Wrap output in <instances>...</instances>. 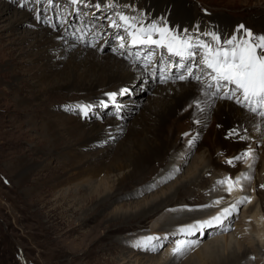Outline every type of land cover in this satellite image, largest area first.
<instances>
[{
  "label": "bare ground",
  "instance_id": "1",
  "mask_svg": "<svg viewBox=\"0 0 264 264\" xmlns=\"http://www.w3.org/2000/svg\"><path fill=\"white\" fill-rule=\"evenodd\" d=\"M131 1L144 3L145 5L150 2V4L153 3L161 10L172 5V17L184 20V25L190 23L192 26L200 27L195 21L200 15L195 9L191 8L192 6H188L186 1ZM153 4L152 6H154ZM47 9L49 14H51L54 8ZM50 9L52 12L49 11ZM12 10L6 5H0V12L3 14H12V28L16 30L15 25L25 23V15L17 12V10L14 12ZM2 16L3 15L0 17ZM64 17H69V15ZM214 19L216 22L210 28L216 32L217 36L221 38V41H224L226 39L224 31H232L236 25V21L228 18V16L226 17L225 14L215 15ZM250 25L261 29L260 31L262 32L264 28V14L253 19V23ZM36 27L38 29L34 28V30L30 29L29 31L26 29L24 34H22L24 38H14V34L6 37L12 44L19 45L18 49L14 48V52L20 50V53H26L27 56L29 55V58H34V62L36 63L34 72H32V68L26 71L29 76L28 78L20 75L16 71V68L12 69L14 66H9L12 67L9 70L13 73V77L10 82H4L8 90H12V92L15 93V102L19 110H22L23 113L33 114L35 111H38L33 110L37 106L40 105L45 107L46 102L43 100L39 90L43 85L50 86L49 89L44 90V93L54 91L51 98V100L54 99L52 104L54 106L56 103L59 104V101H56L55 98L63 97V91L69 92L72 99L77 98L78 100V98L80 99L87 94H95L97 89L109 92L110 89L113 88L109 86L124 79L116 85L113 91H110L112 93H109L115 94V103L119 99L118 102L124 104V106L120 107L122 113H118V117L109 118L106 122L105 119L99 124H96L91 122L92 120L86 116L85 120L82 121L81 117L80 120H76L75 117V119H73V117H67L65 114L51 113V115L46 116H42V114L41 116L38 114H30V122L34 124L33 130L40 132L38 141H40L39 139H43L44 142L49 144V146H47L49 148H57L58 146L64 148V146L67 147V145L73 141L78 142L79 146H85L90 140H93L94 143L106 139L112 142L114 140L112 138L116 135L123 136L124 139L122 140L123 143L120 141L121 145L118 148L111 147V149H116L114 152L110 153L111 151H106L96 158L90 157L89 154L88 157L86 154L79 151L78 148H74L75 150L73 149V151H71V147L68 145L69 151L66 150V152H68L69 155L65 152L68 158L63 157L64 160H62V165H59V167L50 165V162L42 164L27 156L20 157L12 163L11 172L14 181L16 180L17 184H20L22 188L30 184L28 190L29 194L41 198L48 197L49 195L55 196L57 188H59L60 192L61 188L67 186L66 191L61 192L58 196L60 199L57 201L62 202V206L60 207L65 208L64 214L67 213L69 217H71V215L75 216L77 217L76 221L82 223L94 219L96 214H99L102 209L108 208L112 202L118 200L119 197H123V195L120 194L114 197V194L118 193V189L112 191L115 187H120L125 184V186L119 188V190H123V188L128 189L127 187L131 183H136L137 185L139 183H146V181L151 178L152 173H155V177L158 179V181H154V183H156L154 184L155 186L163 177H170L173 171L176 172L177 168L172 166L174 159L178 156L185 155V151L189 150V147L192 149L195 140L202 138V142L206 140L207 144H209L208 146L211 149V153L208 151V156L202 161L201 167L198 168L199 164L193 174L183 180L174 192H169L168 190V192H165L160 198L154 196L149 202L148 200L147 203L143 202L144 205L141 203L135 206L136 209H134V211L132 210L130 213L120 211L115 214L114 218L127 222L135 217L147 218L149 214L154 212H157L159 216L160 212L166 210L167 207L176 204L200 206L203 208L200 209L199 212L195 211V215L193 214L194 212H183L176 215L164 213L159 216L158 220L161 218L164 219L163 225L156 230L152 228L150 236L157 237L158 235H163L164 239L154 240L155 245L159 248V245L164 244L170 233L174 234L175 238H181L183 240L187 238L191 241H195L194 238L197 237L199 233H202L203 235L201 241H199V245L193 247L195 250L200 247L192 256L196 258L189 259L183 264H264L262 256V249L264 246V190L261 188V185H264V177L262 174L260 176L259 172V168L262 166L264 167V160L259 161L258 157L253 156L254 158L249 157L246 160L236 161L235 166L229 165L226 162L244 153L248 146L262 141V138H264V119L249 112L246 108L235 103L234 100L224 99L220 96L206 95V93L214 91V89H209L207 87V84L210 82L208 77L202 76L200 81L190 77L189 79H191V82H187V84L173 82L177 80L176 75L178 74L179 76L181 74V72H179L180 68H178L176 63L170 66V72L164 71L163 73L156 74L159 79L156 78L157 81H154L151 76L153 74L149 72L150 69L148 71H143L136 61H128L124 57L117 56L116 53L113 54L111 52L100 54L96 48L93 49V47H89L88 42H76L71 39L63 38V33L56 31L53 26L45 27L37 25ZM242 32L243 30H240V33ZM24 39L29 40V45L25 48L22 44ZM70 45L77 46V49H75L73 53H69V50H71ZM67 54L71 55L67 56ZM60 66H63V68H58ZM82 68L84 69L82 70ZM153 70H155V68ZM132 74L136 76H131ZM193 76H196V74H193ZM163 78L166 80L163 81ZM145 80H150V82L147 83L148 85L155 86L156 89L154 92L157 101L153 103L149 112L147 111L150 115L145 114L133 127L124 129V116L128 108H130L129 105L131 103L140 102L137 100L140 95L136 94L139 91V84L141 82L143 83ZM48 82L50 84H48ZM0 85L2 84L0 83ZM31 85L34 89L30 88ZM127 85H129L127 89L122 88L123 86L127 87ZM25 86H28V88ZM23 89H27L28 95H24ZM2 95L0 91V98ZM109 96L107 98L108 105L101 110L104 116L111 110H116L114 107L115 103L111 101ZM99 98L98 96L93 97L88 102L83 100L77 101L75 104L76 111L80 107H91L89 103H93L94 101L98 103L97 99ZM39 118H43L42 122H40ZM88 119L90 120L89 123ZM233 129L239 132V136H228V132ZM204 132L205 134H203ZM241 136H246L247 139H241ZM62 140H67L68 143L63 145ZM174 140L177 141V145L173 144ZM189 141H192L191 145L188 144ZM40 143L41 142H39V144ZM263 143L264 142H262V144ZM91 145L89 144V147ZM36 146L34 145V147L31 148L35 149L33 150V154L38 155L42 153L43 156L48 158L46 153L38 152L40 148L38 147L37 149ZM161 159L163 160L161 161ZM86 162L89 163L88 167L85 166ZM180 162L181 159L179 160V163ZM182 162L184 161L182 160ZM206 168L209 170H206ZM43 169L46 171V175H41V173L44 172L42 171ZM115 170L120 171V174L116 175L117 184L114 187L107 188L109 178L111 174L115 173ZM164 170H167V173L162 175L161 172ZM241 171H245V173L248 172V176L250 177L249 181L252 180V185L249 183L245 185V188L251 189L247 194L248 198L254 199L255 194L257 196L256 207L250 205L248 211L243 212L242 221L238 225L243 233H247V235L250 236L244 237L243 240L237 234H235L234 237L230 234L223 239L218 238L216 235L227 233L225 232L228 227L225 224L226 221L224 222L223 231L221 232H218L221 227V222L216 223L213 221L210 227L195 228L193 230V234L195 232L197 233V235H194L195 237H192L193 234L188 235L180 233V228L190 226L188 224H181L199 219L200 217L196 215L204 211L213 212V210H217L220 206H226L225 209H231L232 205L239 206L247 203V201L239 203L240 200L236 197L234 203L228 205L223 198L229 195L231 199H233V194L238 191L237 189H239L240 186H234L233 191L230 193L228 191V185H223L225 196H221L217 191L214 192L212 188H217V186L220 185L218 181L222 179L209 178V174L211 173L217 174L225 172L226 177H231L235 180ZM100 176L102 177V181L100 183L98 182L100 187L98 186L99 188L96 189L93 183L96 181V178ZM152 184L153 181L148 185L149 188ZM83 185L84 187L80 188V186L82 187ZM71 187H76V189L72 190ZM136 189L146 190L145 187H138ZM192 189L199 192L198 194H200V197H197L198 199L194 198L192 194H189L192 192ZM135 191L126 195L131 197L135 194ZM71 197L83 198L85 200L84 207H86L87 210H83V212H81L82 214L80 213V209L79 211L73 210L72 206L75 204L73 202L72 204L70 203ZM217 201H219V203H217ZM174 202L175 204H173ZM209 203L210 205L208 207L207 205ZM223 210L220 208L222 213ZM259 214H262V216ZM221 215L222 214H219V216ZM227 216L230 219L231 214ZM175 225H180L177 230L174 228ZM253 232L256 233L254 234L255 238H253ZM211 236L217 238L212 239L210 242L203 243L204 240ZM145 238L146 237H144L142 241ZM255 239H258V242L261 243L260 246L258 244L256 247L254 244ZM136 243H129V247L126 245L131 251L122 250L119 261L115 264H120V262H123L121 264H127L133 258L134 262L141 264L144 258L141 257L142 253L136 252ZM250 254L256 255L258 259H250ZM135 257L137 258L135 259ZM178 260L179 256H174L171 248L161 257H147L146 262L149 264H175Z\"/></svg>",
  "mask_w": 264,
  "mask_h": 264
},
{
  "label": "rangeland",
  "instance_id": "2",
  "mask_svg": "<svg viewBox=\"0 0 264 264\" xmlns=\"http://www.w3.org/2000/svg\"><path fill=\"white\" fill-rule=\"evenodd\" d=\"M26 1L28 0H17V3H13V0H0L1 6L6 5L10 7L11 10L13 9L12 10L13 12L17 10V12H20L25 15L24 18L25 23L15 25L16 27L15 30V28H12V24H13L12 14L10 13L3 14L2 12H0V16L3 15L2 17H0V81H1L0 83L2 84L0 85V91L3 94L0 98V264H115L118 263L122 250L129 252L131 251L127 248V246L129 247V243L134 244L136 243V241L137 242L142 241V239L137 236V232L139 229L154 228L156 230L160 228L164 222L163 218L158 220L159 216H161L164 213L169 215H176L178 213L187 212L180 210L182 209L190 210L191 206H187L185 204L183 205L179 204L178 206L173 205L170 206L168 209H180V210L169 211L168 209H166L163 212H160L159 216L157 215V212L156 213L154 212L155 214L151 213L147 216V218L144 217L143 219V218L135 217L127 222H123L124 220L122 221L119 219H115L114 218L115 214H117L120 211L130 213L132 212V210L134 211V209H136L135 206H138L141 203L142 205H144V203H147V200L149 202L154 198V196L160 198L165 192H168V190L169 192L171 191L174 192L177 186L183 180H185L188 176L193 174V172L195 171L196 167L199 164L200 165L198 166V168L201 167L202 161L205 159L206 156H208V151L211 153V149L209 148L208 146L209 144H207L206 140H204V142H202V138L195 140L194 145H192V149L191 147H189V150L185 151V155L178 156L176 159H174L172 166H175L177 168H176V172L173 171V174L170 177H163L162 180H160L158 184L155 186L154 184L156 183H154V181L155 180L158 181V179L157 177H155V173L154 174L152 173L151 178L147 180L148 182L146 181V183H139L140 185L139 184L137 185L136 183L129 182L131 184L127 187L128 189L123 188V190H119V188L125 186V184L120 187H115L114 189H112V191L118 189L117 190L118 193H115L114 197L117 194L123 195V197H119L118 200L112 202L108 208L102 209V211L99 212V214H96V217L94 219L87 220L82 223H78L76 221L77 217L72 215L71 217H69L67 213L64 214L65 208L60 207L62 206V202L57 201L58 199H60L58 198V196L61 194V192L66 191L67 186L61 188L60 192H59V188H57L55 196L49 195L48 197L41 198L30 195L28 192L30 184L22 188L20 184H17L16 180L14 181L11 169H12V163L15 160L19 159L20 157L27 156L30 159L38 161L42 164L46 162L48 163L50 162V165L54 167L55 166L59 167V165H62L61 162L62 160H64L63 157L68 158L69 153L66 152V150L69 151L68 145H70L71 151H73L74 148L75 149L78 148L79 151L83 152L88 157L90 155V157L96 158L101 153H104L106 151L109 152L111 151L110 153L114 152L116 150L115 148H118L121 145V142L124 139V137L116 135L112 138L114 139L112 142L108 139L102 140L97 143H94L93 140H90V142H88L85 146L82 145L79 146L78 142L73 141L70 144H68L67 147L64 146L63 148L62 146H58L57 147L58 149L47 147L49 146V144L47 142H44L43 139H39L40 141H38L40 132L37 130H33L34 124L33 122H30V118H31L30 114L32 113L27 114V113H23L22 110H19V107L17 106L14 98L15 93L12 92V90H8V87L5 86L4 84V82H10V80L13 77V73L11 72V70H9L12 67L9 66H14L12 69L16 68V71L20 75L24 76L25 78H28L29 76L27 75L26 71L32 68V72H34L36 63L34 62V58H29V55L27 56L26 53H20V50L14 52V48L18 49L19 45L12 44L11 42H9V39L6 37H9V35L14 34V38H24L23 37L24 35L22 34H24L26 29H28V31L30 29L34 30V28L38 29L36 27L37 25H41L45 27L53 26L56 31H60L61 33H63V38L65 39L67 38L69 40L71 39L76 42H88L89 44L88 46L91 48L93 47L94 49L95 47L91 42L87 40L80 41L74 39V37H79V36L82 37L83 35H86L88 38H91L97 32L102 31L103 27H106V29L103 30L102 33L99 35V40L97 37V39L94 42H96L97 44H101L98 45L101 48L97 49V51L100 54H106L108 52L114 54L116 52L113 50L112 46H116L117 44L116 41L108 35L116 29V27H112L111 25L112 22L116 20L117 15L115 12H112L111 7L109 9L108 6H105L103 4L102 6L93 7L91 11H87V14L85 12H84L85 14H81L79 16V19L77 20V22H81L80 25L77 24L75 27L73 26V29L72 26H70L69 29L64 28V30L61 31L59 30V28L62 25H58V22L54 19L55 14L52 12L51 9L49 10L52 12L50 18L51 20H49V15L45 14V18H47L50 21V22L48 21L47 24L46 20H44V22L43 21L41 22L39 20V17L44 14V9L40 8L41 5L43 4L41 3L39 6L36 5L37 3H35L34 5L28 7L27 4L25 3ZM53 1L55 2V0ZM59 1L62 0H58V2L56 0L57 3H54V6L52 7L55 8L53 10L55 11L58 19H60V15H58L60 14V12L56 11V9H58V7L56 6L60 5L62 6L61 8L64 7L63 4H61ZM95 1L96 0H92V2ZM127 1L128 0H113V4L115 7L118 8L119 5H122L124 2L127 3ZM183 1H186V4L188 6H192L191 8L195 9L200 16L205 15V13H202V10L203 8H207L208 17L204 20V22L207 25H210L213 21L216 22V20L214 19L215 15L225 14L226 17L228 16V18L235 20L236 23L244 22L247 25H249L253 23V19H255L257 16L264 14V0H200L201 2H198V0H183ZM52 4L53 3H48L45 8H47L49 5ZM21 5H23V7ZM64 5L70 12L68 8L69 1L64 0ZM108 5L110 6V4ZM65 13L66 12L64 10L62 14ZM68 15L69 14L66 13L64 16H68ZM130 15L131 12L127 14V17H130ZM65 18L66 20H68L67 24L70 21H74L73 15ZM94 19H97L98 21L92 23V25L97 28L96 30L90 27V22ZM252 27L255 30L258 29L257 32L261 30L257 27L254 26ZM262 32H264V28ZM206 33H208V30H206ZM22 44L24 48L28 47L29 40L24 39ZM212 44L214 45L215 41H212ZM70 47L71 50H69V53H73V51L77 49V46L75 45H70ZM116 54L117 56L124 57L123 53L120 51H117ZM68 55L71 54H67V56ZM136 63L141 66L143 71H147V69L140 62L136 61ZM58 68L61 69L63 68V66H60ZM83 69L84 68H82V70ZM131 76H136V75L132 74ZM123 80H119L117 81V83H113L112 86H109V87H113L110 89V91H113L116 85ZM164 80L166 79L164 78L163 81ZM190 80L191 79H187L186 81H178L177 79L173 82L179 84L180 83L187 84V82H191ZM148 82H150V80L149 81L145 80L143 81V83L141 82L139 84L138 86L139 91L137 92L136 95H140V97H138L137 99L140 102L131 103L129 105L130 108H128V111L124 116V123H123L124 129H129L133 127L135 123L139 122L145 114L150 115L148 113L149 109L152 107L153 103L157 101L156 100L157 98L155 99V92H154V90L156 89L155 86L148 85L147 84ZM48 84L50 83L48 82ZM185 84H181V85H185ZM25 87L28 88V86ZM128 87L129 85H127V87L123 86L122 88L127 89ZM30 88L31 89L33 88L32 85L30 86ZM49 88L50 86L47 85L46 86L43 85L41 86V88H39L40 94H42V98L46 102V105L45 107L39 105L35 109H33V110H38L35 111V113H33L34 115L38 114L39 116H41L42 114V116H46V115H51V113L65 114L67 117H73V119L76 118V120L77 119L80 120L81 117L82 121H84L85 118L87 117L90 120H92L91 122L99 124L105 119L106 122L107 119L118 117L119 116L118 113H122V109L120 108L122 107V105L117 103L114 104L116 110H111L105 116L102 115L101 110L94 111V109L96 108H105L106 107L105 105H108L107 98L110 95L109 93H112L110 91L107 92L97 89L95 91V94H87L82 98H80L81 100L79 98L78 100L77 98L72 99L71 98L72 96H70L69 92L63 91V97H60L61 99L55 98L56 101L57 100L59 101V104L55 102L56 104H54L53 106L52 104L54 99L51 100V98L53 96L54 91L44 93V90ZM23 92L24 95H28L27 89H23ZM96 96L100 97L99 99H97L98 103L95 101L93 103L90 102L89 105L91 107H87V115L85 118H83L80 111L78 110L76 111L75 109L76 102L82 100L85 101V99L89 101ZM90 110H93V113L90 114L88 112ZM42 119L43 118H39L40 122H42ZM89 119H88V123L90 122ZM203 134H205V132ZM62 141H63L62 142L63 145L68 143L67 140H62ZM39 142L41 143L39 144ZM262 142H264V139L262 140ZM89 144L90 145L93 144V145L89 147ZM115 144L116 146L117 145L118 146L116 147ZM173 144L177 145V141L174 140ZM34 145L35 146L38 145L36 146L37 149L38 147L40 148L38 149V152L40 151L46 153L48 155V158L43 156L42 153H39L38 155L33 154V150L35 149H31V148H33ZM112 146L115 148L111 149ZM249 148L252 149L253 155L258 157L259 161L264 160V153H263L264 143L262 144L261 142H258L255 145L248 146L246 151H248ZM65 152L68 155H65ZM180 159L181 162L179 163ZM162 160L163 159H161V161ZM182 160L184 162H182ZM85 166L88 167L89 163L86 162ZM206 170L209 169L206 168ZM263 170H264L263 166L259 168L260 176L262 174V176L264 177ZM42 171H44V169ZM166 173L167 170L161 172L162 175ZM119 174L120 171H116V170L115 173L111 174L109 181L107 183V188L116 186L117 184L116 175ZM211 174H209L210 176V177L208 176L209 178H212ZM41 175H46V171L42 172ZM217 176L225 177L226 173L221 172ZM98 178H96V181H94L93 183L96 189L100 187L99 183L102 181L101 176ZM245 180L246 179H241V181H245ZM151 181H153V184L149 188L148 185L151 184ZM83 187L84 185L82 187L80 186V188ZM138 187H145L146 190L143 191L142 189L140 190L136 189ZM71 188L72 190L76 189V187H71ZM214 188L222 190L217 186V188L216 187L212 188L213 191ZM241 188L242 187H240V189L236 191L235 194L239 195L242 191ZM261 188L264 190V187ZM249 190L251 189L249 188ZM132 191H135V194L133 196L130 197L126 195ZM195 191L194 189H192V192H190L189 194H192L194 198L197 197L199 198L200 197L199 196L200 194H198L199 192L198 191L195 192ZM235 198L236 197L234 196V198L231 199V197L228 195V197L225 196L223 199L226 200V203L230 204L234 202ZM242 198L243 197L238 198V200L241 201ZM70 199H71L70 203L72 204L73 202L75 204L72 206L73 210L79 211L80 209V213L83 212V210L84 211L87 210V208L84 207L85 200L83 198L71 197ZM251 200L253 199H250V201ZM175 202L173 204H175ZM248 203L249 205L247 207L249 209V206L252 203V201L247 202L246 204H241L236 207L239 209L247 205ZM253 205L255 206V204ZM248 209L241 212L239 209L238 214L235 217L236 222L233 224L231 223V227H233V231L230 232L229 230H227L229 229V227H227L225 231L227 233L216 236H218V238L220 239H223L224 237H227V235L231 234L234 237L235 234L232 233H234V231L237 230V228H239L237 227L238 226L237 222L240 220V217L243 216L242 212H247ZM236 212L237 211H235L234 213ZM210 213L212 214V217H216L219 216V214H222V211H220V209H217V210H213V212ZM203 214L204 213H202L201 215ZM225 221L230 222V220L225 219L221 223L223 224ZM175 229L177 230V227H175ZM131 231H133V233H130ZM236 232L237 235H239L243 240L244 236L240 234L239 231ZM170 234L166 238L164 244H162L163 247H159L157 251H150V250L146 251L142 248H139L138 250V247L135 248V250L137 249L136 252L142 253V255L141 254L140 255L142 258H144L141 261V264L143 263L149 264L146 262L147 257L150 256L161 257L162 255L167 253L169 249L171 248L173 249L175 247L174 246L175 242L180 239L179 238L174 239L175 235L174 234L170 235ZM195 234L196 232L192 235V237H195L194 236ZM254 234L256 233L253 232V235ZM157 237H159L160 239H164L163 235H158ZM216 238L217 237L211 236L206 240H204L203 243L210 242L212 239H216ZM253 238H255V235ZM185 240L187 241L188 239ZM197 241H201V239L200 240L197 239ZM169 243L170 245L166 248L167 244ZM199 243L197 244L199 245ZM153 244H155L154 241ZM254 244L257 247L258 244L260 246L261 243L258 242V239H255ZM199 248H197L196 250L194 249V251L191 252L193 250L192 248L191 250L186 252L188 254L186 253L184 254L185 256H179V260L175 264H183L185 261L189 259L196 258L192 256L194 255L195 251L199 250ZM263 249H262L263 251L262 256L264 259ZM21 250L24 254L23 256L25 257L23 259L21 258ZM249 257L250 259L253 260L258 259L254 254H250ZM136 258L137 257H135V259ZM121 263L123 262H120V264ZM127 264H137V263L134 262V258H133Z\"/></svg>",
  "mask_w": 264,
  "mask_h": 264
},
{
  "label": "snow or ice",
  "instance_id": "3",
  "mask_svg": "<svg viewBox=\"0 0 264 264\" xmlns=\"http://www.w3.org/2000/svg\"><path fill=\"white\" fill-rule=\"evenodd\" d=\"M83 0H71L72 4L82 3ZM23 7V5H21ZM119 20L127 25L125 31L129 28H136L134 23L129 22V17L120 15ZM112 27H120L115 21L112 22ZM243 29V26H240ZM153 33H159V39H152ZM132 44L156 45L157 47H166L169 53H173L182 59L187 58L193 61L200 71L205 72L210 79L207 84L209 89H214L206 95L220 96L224 99L234 100L235 103L246 108L249 112L264 119V35L253 36L247 30H244L240 37L232 36L225 39L221 44V38L214 33H205L210 35L212 40L216 42L215 47L206 44L202 41H191L190 39L181 40L178 36L173 35L167 28H159L156 24L145 27H140L136 31H129ZM167 43L165 44V37ZM121 41L123 36L119 37ZM120 47H124L123 42ZM192 49H203V54ZM200 55L197 61L195 58ZM150 59V58H149ZM178 67L183 68L187 73V77H191L197 81L201 80V76H193L192 64L187 66L179 64ZM183 73L176 79L184 80L187 78ZM227 89V91H222ZM123 94V93H122ZM110 99L115 103V94H110ZM107 106V105H105ZM81 110L87 115V108L82 107ZM187 135V134H186ZM239 136V132L235 129L228 132V136ZM241 139H247L246 136H241ZM192 141H189L191 145ZM253 157L251 148L247 152L227 160L229 165L235 166L236 161L246 160ZM254 158V157H253ZM241 179H250L247 175H242L233 180L231 177H226L218 181L221 185H228V191L231 193L234 186H239ZM264 187V185H261ZM251 202L250 198L244 197L239 203ZM219 203V201H217ZM232 211H239L233 205L231 209H224L221 216L213 217L211 221H204L198 225H190L179 229L180 233L188 235L193 234V230L197 227L203 228L211 226L213 221L216 223L222 222L224 216L231 214ZM159 237H146L143 241L137 242L135 247L142 248L146 251H157L158 246L153 244L154 240H159ZM199 241L178 240L175 242V247L172 249L174 256H183L186 251L193 248ZM163 247V245H159Z\"/></svg>",
  "mask_w": 264,
  "mask_h": 264
}]
</instances>
